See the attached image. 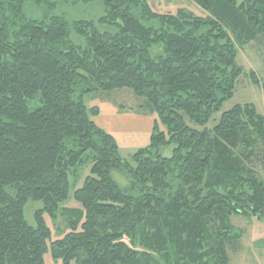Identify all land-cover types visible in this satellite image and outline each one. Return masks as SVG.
Listing matches in <instances>:
<instances>
[{
	"label": "trees",
	"instance_id": "1",
	"mask_svg": "<svg viewBox=\"0 0 264 264\" xmlns=\"http://www.w3.org/2000/svg\"><path fill=\"white\" fill-rule=\"evenodd\" d=\"M190 1L208 15L73 0L103 14L71 20L53 0H0V264H45L46 214L69 227L51 243L63 264H231L233 216L264 219V115L246 103L215 118L244 73L239 48L264 42V0ZM116 91L156 116L128 158L86 101ZM89 161L82 209L62 208ZM29 201L43 204L35 226Z\"/></svg>",
	"mask_w": 264,
	"mask_h": 264
},
{
	"label": "rangeland",
	"instance_id": "2",
	"mask_svg": "<svg viewBox=\"0 0 264 264\" xmlns=\"http://www.w3.org/2000/svg\"><path fill=\"white\" fill-rule=\"evenodd\" d=\"M57 10L56 14H65L69 19H95L103 14V7L99 2L90 5H76L73 0H53ZM155 12L162 14H176L179 9H187L197 17H206L208 14L190 0H147ZM28 12L34 16H41L49 11L48 7H27ZM238 64L243 67L244 73L236 84L235 96L227 101L221 112L215 115L219 118L225 111L232 109L237 104L251 103L264 115V42L253 43L239 48ZM254 72L259 80V86L254 84L250 73ZM122 91L103 93L87 97L90 107L99 108L96 121L99 126L106 128L113 134L119 145L121 155L128 158L138 149L149 143L150 132L156 116L147 114L141 109V102L131 93ZM170 155V151H165ZM92 162H86L76 173L71 174L70 197L61 204L62 208L82 209L80 203L72 197L73 192L81 188L85 179L90 174ZM260 175L264 178V167ZM115 179L122 185L128 184V179L118 173ZM43 207L42 202L29 201L25 207V218L31 226H35V212ZM46 225L51 231L48 241L49 250L44 256L45 264H63L52 256L53 241L63 239L70 232L64 217L60 212L52 217L45 216ZM232 222L239 234L238 252L230 251L231 264H264V219L233 216ZM76 264V263H72Z\"/></svg>",
	"mask_w": 264,
	"mask_h": 264
},
{
	"label": "crops",
	"instance_id": "3",
	"mask_svg": "<svg viewBox=\"0 0 264 264\" xmlns=\"http://www.w3.org/2000/svg\"><path fill=\"white\" fill-rule=\"evenodd\" d=\"M104 128V127H103ZM105 130H107L106 128H104ZM108 131V130H107ZM109 132V131H108ZM110 133V132H109ZM113 135V134H112ZM114 136V135H113ZM115 137V136H114ZM116 138V137H115Z\"/></svg>",
	"mask_w": 264,
	"mask_h": 264
}]
</instances>
